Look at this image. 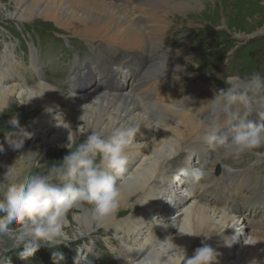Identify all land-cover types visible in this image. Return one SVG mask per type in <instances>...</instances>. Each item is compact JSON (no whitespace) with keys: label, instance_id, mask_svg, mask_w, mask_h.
<instances>
[{"label":"bare ground","instance_id":"bare-ground-1","mask_svg":"<svg viewBox=\"0 0 264 264\" xmlns=\"http://www.w3.org/2000/svg\"><path fill=\"white\" fill-rule=\"evenodd\" d=\"M15 1L12 10H4L2 6L0 15L23 25L38 15L49 17L57 13L56 24L71 28L79 39H85L90 54L106 53L109 59L107 64L96 65L98 59L95 61L94 56L87 54L83 58L88 60L84 63L86 65H83V59L78 60L77 65L70 69L67 81L59 84L58 88L45 81L32 51L29 59L37 77L35 84L30 86L23 80V75L16 74L19 68L24 70L25 66L14 58L11 41H0L3 44L0 50V107L6 112L11 109L19 118L27 120L21 125L33 135L25 144L33 151H46L41 163H45L50 148H61L68 144V137L74 143H79L91 130L108 131L114 122L120 127H139L133 143L126 150L128 162L118 181L123 191L119 209L109 219L90 226L86 224L90 216L87 206L70 210L66 231L70 228L73 230V239L83 231L84 235L79 239L88 244L94 243L96 232H101L100 240L112 256V264H166L163 260L166 257L163 256L171 241L177 247L184 248L188 255L207 244L219 253L218 264H250L253 259L258 264H264V178L260 186H254L253 183L259 180L255 176L243 187L242 192H247L248 196L242 201L236 202L234 199V209L227 202L221 208L211 205L216 198L210 196L213 195L210 181H204L201 186L199 181L188 182L183 170L201 169L205 158L220 153L209 149L200 139L197 127V121L203 115L206 117L202 108L209 92H203L202 99L198 98L200 92L187 93L184 98H179L180 91L171 92L172 84L168 81L177 77H168L159 68H165L166 61V70H172L176 65L182 66L181 50L174 51L176 55L173 56L158 51L155 58L158 68L155 70L149 69L151 65L147 64L148 59L144 54L145 49L158 47L156 40L160 41L164 30H169L166 27L167 18L154 15L157 7L171 4L184 13L197 11L198 4L193 8L191 4L194 1L191 0H143L145 2L140 7L134 4V0ZM132 6L134 8L131 9ZM150 22H164L162 32L152 33L153 28L148 26ZM165 39L163 35L161 41ZM118 53L122 55V62L112 64V59ZM186 71L183 68L180 75H187ZM150 77L163 78L158 79L159 82L155 80L156 86L153 82L148 89L140 88ZM13 78L19 83H10ZM67 83L72 95L62 92ZM198 86L197 91L205 88L202 84ZM214 93L210 94L209 99L213 98ZM152 94L158 98L151 97ZM153 103L158 107L154 111H146ZM177 105L181 106L182 112L173 111ZM4 115L7 114H0V117ZM54 117L61 126H56ZM251 118L256 122L254 116ZM4 148L5 151L0 153V177L17 156L6 143ZM260 149L254 156L256 162H264V147ZM192 159L197 163L192 164ZM178 163L182 168L171 172ZM206 163L210 170L219 167L218 178L221 175L236 177L238 173L235 164L229 169L219 161V157ZM180 183L184 187L175 190ZM197 187L201 190L198 193L195 192ZM179 199L182 206L176 203ZM245 208L254 214L235 215ZM257 212L263 214L259 220L255 219ZM240 222L243 225L238 228Z\"/></svg>","mask_w":264,"mask_h":264},{"label":"clouds","instance_id":"clouds-1","mask_svg":"<svg viewBox=\"0 0 264 264\" xmlns=\"http://www.w3.org/2000/svg\"><path fill=\"white\" fill-rule=\"evenodd\" d=\"M175 71H183L182 66L176 65ZM223 83L225 88L216 91L203 105L206 117L203 115L197 121L200 139L209 149L226 156H239L264 147V74L260 71L246 76L232 74ZM157 107L153 103L146 111ZM182 110L179 105L173 108L177 112ZM3 113L6 111L0 107V114ZM6 123L10 129L4 131V142L19 154L0 177V257L22 248L19 257L28 260L41 247L53 249L73 242L66 231L70 210L87 206L90 209L87 226L103 222L117 212L123 196L118 181L128 162L126 150L139 127H120L114 122L108 131L91 130L79 143L68 137L69 143L64 145L68 154L49 165L41 163L43 157L38 151H22L33 133L20 124L18 114H13ZM56 126L61 125L56 122ZM4 151V144L0 143V153ZM183 172L190 183L204 176L201 169ZM83 235L81 231L76 239ZM83 249V259L88 264V257L96 254L90 248ZM218 255L207 244L188 255L171 241L163 260L166 264H218ZM52 259L57 264L63 255L53 252ZM74 264H79V257ZM250 264L258 261L253 259Z\"/></svg>","mask_w":264,"mask_h":264},{"label":"rangeland","instance_id":"rangeland-1","mask_svg":"<svg viewBox=\"0 0 264 264\" xmlns=\"http://www.w3.org/2000/svg\"><path fill=\"white\" fill-rule=\"evenodd\" d=\"M191 1H194L193 4H191L193 8L195 7L196 3L198 4V8L196 7L197 11L189 10L188 12L183 13V10H180L179 7L171 4L157 7L158 9L155 11L154 15H160L161 17L167 18L168 24L166 23V27H169V30L168 32L164 30V34H162L160 41L156 40L158 42V47L147 48L144 51L145 57L148 59L147 64L151 65V67L149 66V69L155 70L158 68V60H155L156 53L158 51L164 52L166 56H173L176 55L175 52L178 49L181 50L182 56L180 57L183 58L182 66L185 71L188 69L185 72L187 75H180V72L177 73L175 71V67H173L172 70L165 71L163 66L159 68V71H162V74L168 75V77L171 78L173 76L177 77V80L169 79L168 81L170 84H172L171 92L180 91V94H178L179 98H184L185 94L190 92H200L198 95L199 99H202L201 96L203 92H209L207 98L204 99L205 102V100H210L209 96L212 94V92H216L222 88H225L223 79L228 75L239 74L241 76H246L250 75L253 71H260L262 74H264V0ZM142 2L145 1L134 0V4H137V6L139 4L138 7L143 6ZM15 4V0H0V13H2V6H4V10H12ZM150 4L152 3L150 2ZM133 6L130 8L132 9L135 7ZM146 6L148 5H145L144 7ZM147 12L149 13V11ZM57 16V13L49 17H41L38 15L29 21V23L25 22L22 25L21 23L10 21L5 16L0 15V41L5 40V43H7L9 40L11 41V44L13 45L12 50L14 58L19 61L21 66H25L24 70L19 68L16 71V74L17 76L23 75V80H26L27 85L33 86L37 77L36 74L33 73L34 68L31 66V61L29 59L32 56V51L34 52L36 60L40 64L39 68L43 73L44 79L46 78L45 81L47 80L46 82L50 86H57L58 88L59 84L67 81L70 69L77 65L78 60H82L87 54H90L88 52L89 46L86 40L79 39V36L75 35L76 32L71 28H66L64 26L60 27L59 24H56L55 19ZM142 16L145 17L144 15ZM144 20H146V17ZM164 25V22H150V25L148 26L153 28L152 33H161V28L163 29L162 26ZM163 35H165L166 39L161 41ZM244 35L246 36L245 38L241 37ZM2 46L3 44L0 42V50H2ZM236 49H239L237 55L234 53ZM105 54L90 55L95 57V61L98 59L97 61L99 62L96 65H102L104 62L107 64V60H109L108 55ZM186 56L191 61L188 62L185 59ZM116 57L112 59V64L118 63L121 60L122 55L118 53ZM87 62L88 60L86 58L82 60L83 65H86L84 63ZM66 67L68 68V71ZM122 68L125 67L123 66ZM188 73L190 74L188 75ZM16 78H13V81L10 80V83L18 84L19 81ZM162 78L163 77H161V79ZM158 79L159 78L156 77H150L147 79V81H144L143 86L140 88L143 90L148 89L147 87H150L151 83L153 82L156 86L155 82L158 81ZM161 79H159V81ZM165 81L167 80H162L161 82ZM198 84H202L205 88L197 91L196 88L199 87ZM173 86L175 88H173ZM62 92L72 95L70 93L71 91L69 83L66 84V88L63 89ZM154 96L155 94L151 95V97ZM155 97L158 98L157 96ZM6 114L7 115L0 117V143H3L4 145V131L10 129V126L7 125L6 122L13 114L16 113L10 109L9 112H6ZM199 114L200 116L202 115V113ZM26 121L27 120H25L23 117L19 118L20 124H24ZM23 149L24 150L22 151H33V149L26 144ZM35 151L41 153L42 157L46 152L45 150ZM48 151L49 152L47 154L45 163L49 165H51L53 162L60 161L65 155L68 154V149L64 146H61V148H50ZM257 151H261V149H256L253 152H246L240 154L239 156H226L222 155L221 153H215L212 154L211 157H208L207 159L205 158V161L201 163V170H203L204 175L208 174L207 172H209V174L208 177H202L203 179L201 178L199 180V185L201 186L204 181H210V184H213V187L210 189L213 194L210 195L211 198H216V201L211 204L213 207L221 208V206L227 202L230 203L234 209V204H236L237 201H242L248 196L247 192H242V189L255 176H258L259 180L256 181V183H253L254 186L261 185L264 178V162L262 160L256 162L257 158L254 156L257 155ZM13 153L14 155L19 154L16 151ZM218 157L219 161L229 169L231 168L230 166L232 164L236 165L235 170L238 172L236 177L231 176L230 178H226L225 176L221 175L222 177L218 178L220 173L219 167L210 170V166L206 162ZM195 163L197 162L192 159V164ZM191 166V168H194V165ZM181 168V164L178 163L171 172L175 173ZM182 187L184 186L180 183L175 190H178ZM251 187H253L252 184ZM197 188L195 190L196 193L201 191L199 188ZM233 200L237 201L234 202ZM176 203H178L179 206H182L180 199L176 201ZM261 207L262 206H260L258 210ZM241 209L242 208L240 207V210ZM246 209L247 208L243 209V211H240L239 214L236 213L235 215H240L242 212L254 214L252 212L250 213L249 211H246ZM69 215L70 211L68 213V216ZM262 215V213L257 212L255 219H261L260 216ZM240 216L242 217V214ZM242 225L243 223L240 222L238 228H240ZM72 231L73 230L70 228L67 232L72 235ZM100 239L101 232L98 231L96 232V241L94 243L89 242L88 244L87 241L74 238V241L69 242L67 246L60 245L53 249L41 247L38 249L35 255L28 260H23L19 257V252L22 251V248L14 249L5 253L3 257H0V264H54L52 259L53 252L63 255V260L58 261L57 264H74V260H76L78 257L79 264H85L83 259V248H93V251L96 254L90 255L88 257V264H112V256L106 249L105 244H103L102 240ZM77 249H80L79 253L77 252Z\"/></svg>","mask_w":264,"mask_h":264}]
</instances>
